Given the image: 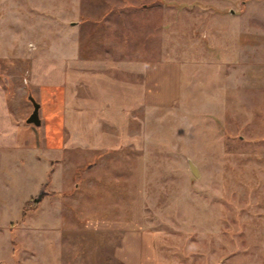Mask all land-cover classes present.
<instances>
[{
  "label": "rangeland",
  "instance_id": "rangeland-1",
  "mask_svg": "<svg viewBox=\"0 0 264 264\" xmlns=\"http://www.w3.org/2000/svg\"><path fill=\"white\" fill-rule=\"evenodd\" d=\"M255 31L264 0H0V77L15 116L31 111L29 93L37 100L24 81L35 50L75 56L64 140L62 120L41 113L30 123L40 148L21 160L0 151V264H122L114 226L133 210L157 264H264V90L241 81L238 56L240 35ZM160 60L180 64V91L148 103L145 65Z\"/></svg>",
  "mask_w": 264,
  "mask_h": 264
},
{
  "label": "crops",
  "instance_id": "crops-1",
  "mask_svg": "<svg viewBox=\"0 0 264 264\" xmlns=\"http://www.w3.org/2000/svg\"><path fill=\"white\" fill-rule=\"evenodd\" d=\"M247 30V29H246ZM253 29H248L250 32ZM248 32L240 35L242 47L240 56L241 63V81L252 83L251 89L255 91L264 90V68L261 62H257L260 52H263L264 34L259 35L257 31ZM248 43H247V42ZM70 47V53L59 55H44L35 53L31 56L30 64L27 69V78H24L25 83L33 92V95L39 102L38 114L41 124V113L46 118L52 115L53 122L62 120L61 130L58 132L59 139L62 142L65 137L64 131V114H65V69L67 63L75 56L72 54L73 50ZM249 52L245 53L244 50ZM261 50V51H260ZM260 51V52H259ZM245 54V56H243ZM237 56V57H238ZM252 58L250 59V57ZM236 57V58H237ZM235 58V59H236ZM176 66V71L167 73L166 71L158 72L162 67ZM248 66H251L250 70ZM144 95L148 103L166 104L170 102V98L176 96L180 91V64L171 62L170 60H160L156 62H147L144 69ZM170 80L172 83H170ZM249 83V84H250ZM54 88L50 91L47 88ZM47 89V90H46ZM250 89V88H249ZM169 90H172L171 93ZM42 107V108H41ZM41 111V112H40ZM51 117V116H50ZM25 117L19 118L11 110L10 93L6 87L5 82L0 77V151L13 152L14 158L18 156L21 160L24 157L25 149L28 153L31 150L40 148V134L26 123ZM45 125V124H44ZM43 138H46L44 134ZM46 139L43 140V146L47 149H56L57 145L51 142L46 146ZM35 153V152H34ZM40 159L45 157L42 151H39ZM35 161L39 157H33ZM60 158L54 159V164L49 167L50 176L58 175L62 169L58 168L57 161ZM53 160V159H50ZM38 162V161H37ZM60 174V175H59ZM51 178V177H50ZM56 183V182H55ZM54 196L58 193H64L65 190L55 187L52 188ZM138 218V214L133 210L132 218L128 221L118 222L114 226L116 229H121V236L119 244L114 249L115 257L118 258L122 264H157L156 249L154 247V235L148 228L132 227ZM139 258V262L134 261Z\"/></svg>",
  "mask_w": 264,
  "mask_h": 264
},
{
  "label": "water",
  "instance_id": "water-1",
  "mask_svg": "<svg viewBox=\"0 0 264 264\" xmlns=\"http://www.w3.org/2000/svg\"><path fill=\"white\" fill-rule=\"evenodd\" d=\"M27 98L30 100L31 105H32V109L31 111L27 114V116L24 118L26 123H33L35 125H39L40 124V118H39V114H38V109H39V102L29 93L27 95ZM189 168L191 170V172L193 174L197 173L196 167L195 165L189 160ZM44 184H42L40 186V190L38 191V193L32 198L33 201H38L42 194L44 193Z\"/></svg>",
  "mask_w": 264,
  "mask_h": 264
},
{
  "label": "trees",
  "instance_id": "trees-1",
  "mask_svg": "<svg viewBox=\"0 0 264 264\" xmlns=\"http://www.w3.org/2000/svg\"><path fill=\"white\" fill-rule=\"evenodd\" d=\"M34 203L29 199L27 202H25L24 206H23V210H22V213L25 211L26 208L28 207H34Z\"/></svg>",
  "mask_w": 264,
  "mask_h": 264
}]
</instances>
